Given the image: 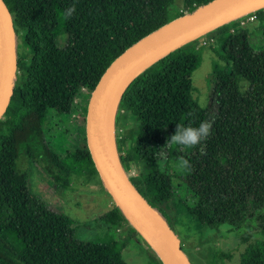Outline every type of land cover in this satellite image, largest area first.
Segmentation results:
<instances>
[{
    "label": "trees",
    "instance_id": "16d2710c",
    "mask_svg": "<svg viewBox=\"0 0 264 264\" xmlns=\"http://www.w3.org/2000/svg\"><path fill=\"white\" fill-rule=\"evenodd\" d=\"M1 1L14 41L26 44L18 53L14 43L12 92L0 120V264H126L121 252L135 243L146 251L147 264H162L118 206L96 220L104 226L103 239L76 240L77 223L29 193L16 160L23 144L31 157L28 144L37 139L44 171L55 185L73 191L79 179L98 177L85 145L89 95L121 52L181 16L174 0ZM210 1L183 3L191 14ZM73 3L76 12L65 20L63 11ZM252 14L260 23L253 30L225 22L147 66L125 86L112 118L116 159L155 215L172 233L162 205L174 206L177 215L200 228L238 230L244 245L238 264H264V47L253 45L254 35L264 44V7ZM203 49L213 55L206 113L194 100L190 81ZM73 114L83 121L75 130L79 147L58 156L46 123ZM204 120L212 129L200 145H166L176 125L197 127ZM149 161L160 168L128 176L130 165ZM114 214L127 234H115L116 224L109 222Z\"/></svg>",
    "mask_w": 264,
    "mask_h": 264
},
{
    "label": "rangeland",
    "instance_id": "374dc122",
    "mask_svg": "<svg viewBox=\"0 0 264 264\" xmlns=\"http://www.w3.org/2000/svg\"><path fill=\"white\" fill-rule=\"evenodd\" d=\"M174 6L180 17L190 14V8L184 6L183 0H174ZM196 7L193 5V8ZM178 17V18H180ZM243 17V16H242ZM243 21L233 19L234 27H242L253 30L260 23L255 19L248 20L249 15H244ZM241 18V17H240ZM175 20V19H174ZM224 20L218 21L216 25ZM18 53L25 48L24 41L16 40ZM253 45L256 49L264 47L260 36L254 35ZM213 55L209 50H201V60L198 67L191 73L190 81L193 88V98L198 106L205 111L209 110V86L206 78L211 71ZM246 84H244L245 86ZM3 119V115L0 120ZM85 125V117L83 119ZM77 114L65 117H51L47 121L46 129H51L50 138L53 137V148L58 156L65 152H72L79 147L80 132L75 131L76 127L83 123ZM64 130V133H61ZM85 132V131H84ZM58 133V134H57ZM60 144V145H59ZM32 156L30 157L26 146L19 148L16 160V171L27 176V189L31 195L41 201L48 209L66 215L77 223L74 230V238L83 243L89 244L103 239V225L96 222L97 218L110 213L115 205L113 199L106 191L104 185L97 178H90L86 181L79 179L76 184L80 185L71 191L55 185L47 177L44 167L46 165L43 149L37 139H32L28 144ZM160 168L158 164L151 161L143 165H130L128 176H136L145 173L153 168ZM170 173L172 171H169ZM172 184V183H171ZM173 181L172 185H175ZM161 208L171 220L173 233L181 244V256L189 264H238L239 256L244 245L239 243L238 230L227 225H221L216 229H205L198 227L190 221L186 215L178 214L174 206L162 205ZM112 219V220H111ZM113 226L116 224L115 234H127V226L122 222L120 216L114 214L109 217ZM252 232V231H251ZM253 238L258 237L253 233ZM221 254L230 257L227 262ZM122 260L126 264H147V253L136 243L134 246H127L121 252Z\"/></svg>",
    "mask_w": 264,
    "mask_h": 264
},
{
    "label": "water",
    "instance_id": "95a60500",
    "mask_svg": "<svg viewBox=\"0 0 264 264\" xmlns=\"http://www.w3.org/2000/svg\"><path fill=\"white\" fill-rule=\"evenodd\" d=\"M263 7L264 0H212L198 7L193 13L170 21L121 52L106 68L89 95L85 110V145L96 174L115 205L157 253L162 264L187 263L180 254L176 236L155 215L121 169L114 153L113 138L110 144L104 134V112L117 86L133 73L136 72L129 82L147 66L179 45L218 25ZM221 20L224 21L216 25ZM211 21L216 23L198 33ZM14 68L12 20L0 0V118L12 92ZM129 215L143 227L147 237L134 225Z\"/></svg>",
    "mask_w": 264,
    "mask_h": 264
},
{
    "label": "clouds",
    "instance_id": "9594fccd",
    "mask_svg": "<svg viewBox=\"0 0 264 264\" xmlns=\"http://www.w3.org/2000/svg\"><path fill=\"white\" fill-rule=\"evenodd\" d=\"M76 12V4L73 3L63 11V18L69 20ZM212 122L204 120L197 127L190 124L186 126L176 125L173 135L167 138L166 145L175 144L183 147H196L206 141L211 135ZM165 145V146H166Z\"/></svg>",
    "mask_w": 264,
    "mask_h": 264
},
{
    "label": "bare ground",
    "instance_id": "6f19581e",
    "mask_svg": "<svg viewBox=\"0 0 264 264\" xmlns=\"http://www.w3.org/2000/svg\"><path fill=\"white\" fill-rule=\"evenodd\" d=\"M217 21V20H216ZM216 21H211L210 23H208L206 26H204L198 33L200 32H204L205 30H207L208 28H211ZM197 33V34H198ZM155 59V58H154ZM136 73V72H135ZM133 73L131 76H129L128 78H126L124 81H122L117 88L115 89L114 93L112 94V97L109 100L108 106L104 112V124H103V130H104V134L106 136V138L108 139V142L111 144V139H112V134H113V127H112V117H113V113L118 101V98L122 92V90L124 89V87L126 86V84L129 82V80L134 76ZM117 109V108H116ZM129 218L132 220V222L134 223V225L147 237L143 227L138 224L130 215Z\"/></svg>",
    "mask_w": 264,
    "mask_h": 264
},
{
    "label": "built area",
    "instance_id": "2783aa9c",
    "mask_svg": "<svg viewBox=\"0 0 264 264\" xmlns=\"http://www.w3.org/2000/svg\"><path fill=\"white\" fill-rule=\"evenodd\" d=\"M247 15H249V17H248V20H252V19H254V16H253V14H252V13H250V14H247ZM202 44H204V43H202Z\"/></svg>",
    "mask_w": 264,
    "mask_h": 264
}]
</instances>
